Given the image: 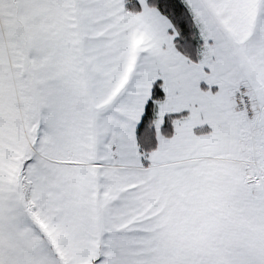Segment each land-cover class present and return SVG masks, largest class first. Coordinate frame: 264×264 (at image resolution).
<instances>
[{"label": "snow or ice", "instance_id": "obj_1", "mask_svg": "<svg viewBox=\"0 0 264 264\" xmlns=\"http://www.w3.org/2000/svg\"><path fill=\"white\" fill-rule=\"evenodd\" d=\"M0 264H264V0H0Z\"/></svg>", "mask_w": 264, "mask_h": 264}]
</instances>
